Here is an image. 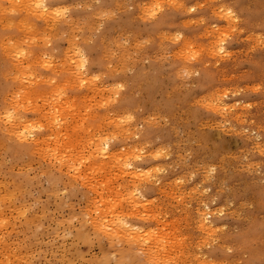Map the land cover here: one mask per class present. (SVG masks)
I'll return each instance as SVG.
<instances>
[{
	"label": "clouds",
	"instance_id": "clouds-1",
	"mask_svg": "<svg viewBox=\"0 0 264 264\" xmlns=\"http://www.w3.org/2000/svg\"><path fill=\"white\" fill-rule=\"evenodd\" d=\"M0 264H264V0H0Z\"/></svg>",
	"mask_w": 264,
	"mask_h": 264
}]
</instances>
